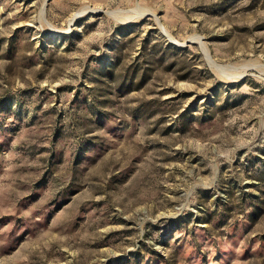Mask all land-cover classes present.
Segmentation results:
<instances>
[{
    "label": "rangeland",
    "instance_id": "1",
    "mask_svg": "<svg viewBox=\"0 0 264 264\" xmlns=\"http://www.w3.org/2000/svg\"><path fill=\"white\" fill-rule=\"evenodd\" d=\"M0 264H264V0H0Z\"/></svg>",
    "mask_w": 264,
    "mask_h": 264
}]
</instances>
